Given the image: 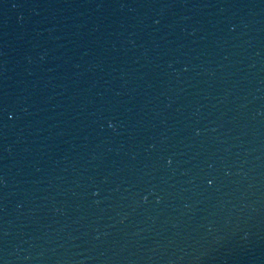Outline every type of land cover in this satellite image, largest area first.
Masks as SVG:
<instances>
[{"label": "water", "instance_id": "1", "mask_svg": "<svg viewBox=\"0 0 264 264\" xmlns=\"http://www.w3.org/2000/svg\"><path fill=\"white\" fill-rule=\"evenodd\" d=\"M0 264H264V0H0Z\"/></svg>", "mask_w": 264, "mask_h": 264}]
</instances>
